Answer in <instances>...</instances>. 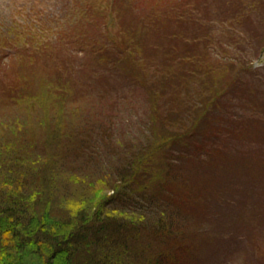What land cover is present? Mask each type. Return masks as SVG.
<instances>
[{"label": "trees", "instance_id": "16d2710c", "mask_svg": "<svg viewBox=\"0 0 264 264\" xmlns=\"http://www.w3.org/2000/svg\"><path fill=\"white\" fill-rule=\"evenodd\" d=\"M72 1L76 8L65 4L63 12L47 19L45 27L53 25L48 28L47 42L39 44L26 38L21 43L25 39L17 37L23 29L21 24L16 20L6 24L1 18L0 40L25 53H37L34 49L67 45L73 39L76 32H56L63 19L79 21L76 26H80L81 35L83 28L92 27L96 21L100 23L94 24L95 28L109 26V0ZM30 10L36 12L35 7ZM132 36L133 44L140 43V38L134 40L136 33ZM104 39L99 31L78 38L82 50L100 45ZM155 47H159L157 42L150 47L149 52L154 53L136 59L130 74L139 76L138 64L144 70L149 64L160 69L157 75L163 71L161 78L171 82L169 72H165L168 59H151L161 57L162 48ZM55 52L62 58V49L60 52L56 46ZM68 55L64 53V57ZM178 65L184 68L183 62ZM170 70L173 74L172 67ZM201 72L181 75L196 79ZM227 73L231 77L230 69ZM98 79L101 86L92 87L100 89L86 97L74 98L70 93L54 103L48 97L37 100L42 87L33 83L36 91L26 96H17L15 84L0 99V264H176L174 255L186 249V245L180 247L184 240L190 239L187 246L194 245L193 241L207 232L205 228L193 234V221L199 222L200 213L209 207L207 202L212 203L206 195L218 188L210 180L197 177L194 167L184 168L191 164L200 174V161L190 159L195 153L186 152L184 143L199 133L211 136L220 129L210 122L209 109L220 107L213 104L218 99L224 103L230 89L221 91L219 75L212 72L182 110L156 111L162 125L156 135L151 121L155 112L145 110L146 99L138 113L132 112L138 119L134 130L131 118L119 117L120 110L114 109L117 115H113L105 101L106 86L102 78ZM180 166L178 175L169 178ZM187 170L193 172L190 178L181 175ZM208 174L218 175L214 171ZM165 189L181 195L180 199L173 200ZM185 210L191 215L185 216Z\"/></svg>", "mask_w": 264, "mask_h": 264}, {"label": "rangeland", "instance_id": "374dc122", "mask_svg": "<svg viewBox=\"0 0 264 264\" xmlns=\"http://www.w3.org/2000/svg\"><path fill=\"white\" fill-rule=\"evenodd\" d=\"M109 1V26L95 28L94 24L100 23L96 21L90 23L92 27L82 29V35L90 37L99 31L107 39L92 48H80L81 28L76 26L80 22L65 19L59 22L56 32L64 35L76 32L67 45L60 43L52 48L34 49L37 53H25L13 43L9 45L0 40V99L15 84H18L19 97L36 91L34 84L42 87V96L37 100L48 97L54 103L70 93L74 98L86 97L100 89L92 87V84L101 86L100 77L107 87H104L108 91L105 101L112 107L113 115L120 110L119 117L131 118V127L137 130L138 119L132 112L138 113L140 103L146 99L145 110L149 112L151 108L155 112L151 121L158 135L162 125L156 111L164 114L167 109L182 110L185 101L202 89L203 78L217 72L221 91L227 88L231 93L224 96V103L221 104V99L215 101L213 105L220 107L209 109L210 122L220 129L211 136L199 133L184 143L186 152L195 153L190 159L200 161V174L196 173L198 167L191 164L184 168L194 167L197 177L210 180L218 190L206 195L212 203L207 202L209 207L200 213L199 222L193 221V234L205 228L207 232L191 246H187L190 239H185L186 243L180 247L186 245V249L176 251L174 263L264 264V0ZM73 3L72 0H0V18L6 24L11 20L21 24L24 30L17 34L18 38H25L21 43L33 38L40 44L48 41V28L53 25L45 26L51 14H59L65 4ZM34 7L36 12L32 13L30 9ZM73 7L76 8L74 4ZM134 33V40L140 38V43L133 44L129 39ZM8 37L13 39L12 35ZM156 42L159 47L155 48L163 51L160 58L151 56V59H168L165 72H169L171 82L161 78L163 71L157 75L160 69L149 64L144 65L149 75L139 64L136 69L139 76L133 78L130 74L129 68L135 67L136 59L143 60L154 53L149 51ZM56 46L69 55L64 57L63 53L59 57ZM179 61L184 63L183 69ZM229 69L231 77L227 73ZM197 70L202 71L200 78L181 75L186 72L191 76ZM155 89L157 92L152 98ZM181 168L174 169L168 177L178 175ZM210 171L218 175L211 177ZM192 174L187 170L181 175L190 178ZM165 191L173 200L181 197L171 189ZM183 213L191 215L186 210Z\"/></svg>", "mask_w": 264, "mask_h": 264}]
</instances>
